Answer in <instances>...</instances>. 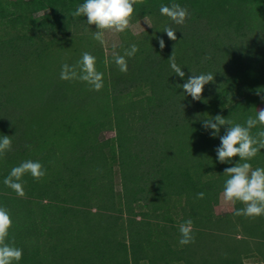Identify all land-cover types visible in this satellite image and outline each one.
Instances as JSON below:
<instances>
[{"label": "trees", "instance_id": "obj_1", "mask_svg": "<svg viewBox=\"0 0 264 264\" xmlns=\"http://www.w3.org/2000/svg\"><path fill=\"white\" fill-rule=\"evenodd\" d=\"M32 1L23 6L22 0H0V19L7 23L22 20L23 9L27 13L35 9L37 4ZM239 9L247 18L249 15L253 18L251 38L242 49L233 46L236 53L232 58L223 52L221 57L226 60L217 61L220 66L217 72L223 75L217 78L215 89L228 94L222 108L210 112L212 100L205 97L193 100L178 86L186 82L188 73L193 75L194 67L189 65L184 71L185 77L176 74L169 85L166 99L171 104V108L168 106L171 121L166 117L158 123L159 129L156 127L157 132L149 140V135L141 131L144 127L133 136L129 123L123 119L128 113H132L133 120L148 119L149 111L142 103L143 98L133 100L127 92L123 93L136 107L132 109L122 105L118 94L108 92L115 116L95 127L99 130L110 124L118 129L116 139L123 168L127 216L125 210L116 206L112 167L102 151L105 143L87 144L89 154L78 144L71 150L61 148L59 152L55 147L46 150L33 161H39L46 174L52 169L54 182L47 183L46 175L36 180L25 174L23 197L3 183L11 169L22 162V151L15 148L14 152L0 155V206L18 207L10 212L12 226L6 241L14 240L15 246L23 249L18 264H140L143 260H148L149 264H246L245 255L251 252L257 260L264 261V216L249 218L234 216V211L222 215L217 212L219 194L228 178L224 169L234 166L239 157H233L231 164L219 162L215 151L220 144L219 136L212 137L211 130L202 126V119L216 114L243 125L249 116H255L257 109L264 108V100H261L264 96V2L251 0L248 8ZM4 55L7 53L1 48L0 59ZM217 62H209V68ZM18 66L17 62L15 67ZM23 72L8 80L19 81ZM198 72L200 70L195 74ZM26 84L18 85L17 95L12 94L10 98L28 111L34 105L31 99L26 98L24 104L21 98ZM39 89L37 85L30 92ZM156 105L157 110L150 107L152 118L162 109V102L156 101ZM262 129L264 126L257 125L251 132L254 135ZM224 131L225 126H221L220 135ZM74 132L82 136L80 131ZM47 134L53 138L51 132ZM67 134L71 133L67 131ZM3 135L12 140L0 119V136ZM71 138L77 141L73 135ZM82 138L91 139L85 132ZM144 142L150 144L148 149L143 147ZM151 154L158 156L154 157V172H147L145 165ZM248 162L253 167H264V149ZM199 192L205 194L204 198H197ZM143 200L147 209L137 210L133 204ZM237 205V209L244 207L239 201ZM188 219L193 222L195 242L181 245L177 241L181 235L179 225ZM127 236L128 244L124 243Z\"/></svg>", "mask_w": 264, "mask_h": 264}, {"label": "rangeland", "instance_id": "obj_2", "mask_svg": "<svg viewBox=\"0 0 264 264\" xmlns=\"http://www.w3.org/2000/svg\"><path fill=\"white\" fill-rule=\"evenodd\" d=\"M250 1L143 0L142 4L134 5L129 27L123 32L103 30L104 45L93 39V33L97 28L95 25L87 24L86 16H72V12L84 0H35L37 5L32 12L27 13V10L23 9L22 20H11L7 23L0 19V49L7 53L0 59V69L4 72L0 71L3 73L0 74V119L12 136L11 150L5 154L19 148L22 151L20 161H26L40 157L43 152L53 147L61 151V148L67 150L78 144L85 151L87 144L93 146V142L96 141L105 143L102 151L107 155L112 167L111 182L116 206L125 210L127 216L129 212L126 205L123 168L116 139L118 129L110 124L100 127L99 130L95 127L101 125L102 120H109L115 116L114 105L109 103L107 98L108 92L118 94V100L122 105L131 106L132 109L136 107L128 101L129 96L125 97L122 94L127 92L133 100L143 98L142 103L146 104L149 111L148 119L133 120L130 117L132 113H128V117L123 119L129 123V132L133 136L144 127L145 129L141 131L149 135L148 139L151 140L157 132L156 127L159 129L158 123L163 122L166 117L167 120L172 119L171 110H168L171 104L166 97L169 96V85L176 75L169 61L174 51L176 63L182 71L193 65V73L200 70L198 74L210 72L214 75V81L204 86L201 99L205 97L213 101L214 104L209 108L210 112L222 108L228 94H224L221 89H215L217 78L220 79L223 75L217 72L220 69L217 61L226 60L225 57H221L223 52L232 58L236 53V51L233 53V46L242 49L250 42L253 18L250 15L247 18V14L238 11L243 6L248 8ZM22 2L23 6H26L33 1ZM173 3L188 10V16L182 25L175 24L159 11L161 5L170 6ZM166 25L176 30L175 41L170 40L163 31ZM259 31L263 32L262 29ZM12 37L13 41L10 39ZM161 38L165 41L163 49L159 46ZM133 44L137 45L138 51L131 57L125 56L126 50H130ZM84 52L96 57V69L103 73V87L99 91L93 90L90 84L79 79L60 78L62 65L65 63L70 66L77 65ZM117 55L125 56L127 72H121L116 65ZM17 62L19 66L15 67ZM209 62L217 63L209 68ZM21 70L24 71L22 73L24 76L19 81L8 80L17 76ZM76 70L79 74L78 67ZM189 76L190 73L187 74L185 81ZM22 82L27 83L24 95H21L23 103L26 104L25 100L29 98L34 105L28 111L22 110L20 105H16L17 100L10 98L12 94L17 95L18 85ZM37 85L40 89L30 92V89L36 88ZM156 101L162 102L160 106L162 109L152 118L150 107H154L155 110L159 108ZM103 103L110 106H104ZM75 130L80 131L79 134L82 136L85 132L87 137H91V142L87 141L88 139L85 141L82 136L79 137L80 135H74ZM67 131L71 134H67ZM50 132L53 138H49L50 134L48 136L47 133ZM72 135L77 141L72 140ZM142 144L146 149L150 147L148 143ZM137 150L141 151L140 147H137ZM90 151L88 149L86 152L89 154ZM148 156L149 162L145 165V171L154 172L152 165L154 157L158 155ZM59 158L60 155L57 160ZM111 167L109 166V169ZM52 172L53 170L49 169L46 174L47 183L54 182ZM68 180L69 178L66 179ZM60 183L63 185V181ZM67 192L69 191L66 190ZM237 203L238 201H226L221 191L216 204L217 212L220 215L233 212L238 208ZM3 206L7 207L9 212L18 208L15 205ZM133 206L137 210L147 209L144 200L136 201ZM125 242L128 244V236ZM245 263L264 264V261L257 260L251 252L245 255ZM140 264H149V261L143 260Z\"/></svg>", "mask_w": 264, "mask_h": 264}, {"label": "clouds", "instance_id": "obj_3", "mask_svg": "<svg viewBox=\"0 0 264 264\" xmlns=\"http://www.w3.org/2000/svg\"><path fill=\"white\" fill-rule=\"evenodd\" d=\"M142 4L143 0H84L72 12L73 17H87L88 25H95L97 31L93 33V39L104 45V31L114 30L123 32L129 27L130 18L134 12V5ZM161 15L167 16L177 25L184 24L188 10L177 3L170 6L161 5ZM163 31L170 40L175 41L176 30L166 25ZM161 49L165 47L163 38L159 40ZM138 51L137 45L133 44L130 50H126L125 56L131 57ZM125 56L117 55L115 63L121 72H127L128 66ZM206 59L210 57H205ZM170 67L173 73L179 77H185V72L177 65L174 51L169 57ZM96 57L89 52L82 53L77 65L70 66L67 63L62 65L60 78L62 80L79 79L90 84L95 91L103 87V73L96 69ZM79 68V74L77 72ZM192 72V71H191ZM193 73V72H192ZM214 81L212 73H201L189 76L185 83L178 85L184 93L190 95L193 100H200L204 86ZM257 95L260 92L257 91ZM264 100V96H261ZM257 125L264 126V108H259L255 116H249L245 123H234L220 114L214 117L202 119V126L205 130H211L212 137L219 136L220 144L216 147L217 159L221 163H232V158L238 156L239 160L234 166L224 169L228 177L224 181L223 197L228 202L239 201L244 207L234 211V216H245L255 218L264 216V167L253 168L248 161L252 160L264 149V129L257 131L254 135L251 129ZM221 126H225L223 135H220ZM12 140L10 136H0V155L11 150ZM30 174L34 179L40 180L46 175V170L39 161L26 160L11 169L9 175L4 179L5 186L11 188L17 196L25 195L22 177ZM204 193H197V198H204ZM192 220L180 224L179 232L181 245L195 242L192 231ZM12 226V219L7 208L0 206V264H18L22 259L23 249L16 247L14 240L6 242L9 237V229Z\"/></svg>", "mask_w": 264, "mask_h": 264}]
</instances>
